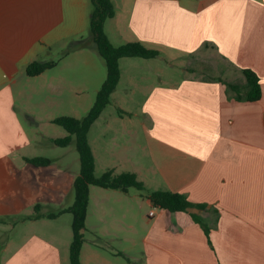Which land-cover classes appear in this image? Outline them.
<instances>
[{
    "label": "crops",
    "instance_id": "obj_1",
    "mask_svg": "<svg viewBox=\"0 0 264 264\" xmlns=\"http://www.w3.org/2000/svg\"><path fill=\"white\" fill-rule=\"evenodd\" d=\"M111 2L110 43H141L160 57L120 59L119 84L88 134L95 174L101 162L115 175L136 174L149 192L205 204L192 212L210 231L131 188L98 187L82 264H132L121 253L135 264H264V0ZM92 6L0 0V264H66L67 232L60 216L48 218L52 201L67 191L63 177L41 176L50 159L46 167L28 159L45 158L42 143L55 138L43 128L51 107L81 119L75 103L91 101L106 80L93 48ZM77 42L84 47L63 56ZM211 48L240 82L242 70L258 76L260 100L239 102L223 83L186 76L184 59ZM51 60L54 68L28 76L31 63ZM20 168L29 176L20 177ZM37 205L45 217L25 220Z\"/></svg>",
    "mask_w": 264,
    "mask_h": 264
},
{
    "label": "trees",
    "instance_id": "obj_2",
    "mask_svg": "<svg viewBox=\"0 0 264 264\" xmlns=\"http://www.w3.org/2000/svg\"><path fill=\"white\" fill-rule=\"evenodd\" d=\"M93 5L90 31L94 37L93 48L103 60L107 76L104 84L100 88L93 107L81 119L73 117H59L53 123L64 128L68 136L63 139H54L52 143L56 146L65 148L75 144L80 156L81 170L74 184L75 202L67 212L73 215L72 230L73 242L70 246V264H82L81 249L84 244V231L86 230V219L90 203V186H97L105 189L127 191L129 188H136L145 191V184L138 180L134 173H123L115 175L112 170L105 172L101 177L95 175V157L89 143L88 134L92 125L98 120L102 112L111 102V95L116 90L120 81L119 61L122 58H143L156 59L160 57V52L150 50L141 43H128L119 47L113 46L105 31L104 23L107 19L115 16V8L111 0H91ZM84 47L83 43L77 42L74 46L67 49L63 56ZM207 47V46H206ZM56 61H35L27 67V74L35 77L46 70L56 66ZM245 78V85L231 84L221 78H216L217 82L223 83L228 91L234 94V98L239 102H255L262 97L260 79L251 70H242ZM121 113V111H120ZM34 166L46 167L50 165V160L46 158L28 159ZM155 207L167 210L171 213L187 212L190 213L195 222L200 224L205 233L209 234L210 228L204 223L201 214L193 213V210L202 212L207 209L205 204H194L180 193L171 191H152L148 196ZM40 205L35 207L36 215L25 220L41 219L45 215L41 214ZM58 214L48 215V218H57ZM130 263L135 264L133 259L121 253Z\"/></svg>",
    "mask_w": 264,
    "mask_h": 264
},
{
    "label": "rangeland",
    "instance_id": "obj_3",
    "mask_svg": "<svg viewBox=\"0 0 264 264\" xmlns=\"http://www.w3.org/2000/svg\"><path fill=\"white\" fill-rule=\"evenodd\" d=\"M93 10V6H92ZM178 62V61H177ZM184 62L186 63V76H193L198 77L202 79L207 80H214L216 78H221L223 80H235V82H239L237 84L243 83L245 85V80L241 79V82L238 79V74H232L228 69V64L224 62L220 58V56L217 54L215 50L207 49L205 51H199L194 53L193 55L187 56L184 59ZM164 65L167 64V62H163ZM177 68V66H174L172 69ZM227 69L228 71L226 72ZM178 71H180V68H178ZM224 71L226 72L224 74ZM96 97H93L91 101H77L75 104L81 108V112L83 116L93 107ZM138 104V103H136ZM69 105V103H67ZM112 111V108H109ZM119 111V110H118ZM70 110L67 107L64 111L57 110L53 107H51V110L48 115L45 116V122L43 123V128L46 131H49L50 135L55 138L50 139H63L65 137H62L65 133V130L57 126L53 123V120L59 117H72L65 114H70ZM43 119V120H44ZM67 136V134H66ZM95 137V134L91 138L93 139ZM42 157L48 158L51 160V165L47 168H43L44 171L42 172L41 176L44 177H63L61 179V183L65 184L66 186V192L64 194H60L56 197L55 201H52V204H55L56 207L49 208L50 214H58L60 216V224L61 229L66 230L67 232V249H66V264H70L69 262V252H70V246L73 242V231H72V214L67 212L69 208H71L75 202V196H71V191L73 189V185L75 184V180L77 175L79 174L81 170L80 165V156L77 150L70 148H62L59 146H56L55 144L48 143L47 141H44L42 143ZM108 167H105V165L101 162L98 163L97 171H96V177H101L103 173H105L108 169ZM20 177H27L29 176L25 170L20 168L19 171ZM100 190V188L96 186L90 187V203L93 200V206L95 205V201L98 200L97 197H95V191ZM132 191H137L140 193L141 198L147 199L149 196V191H140L136 188H131ZM46 210V208H45ZM90 210V207L88 208V211ZM87 233V237H91L92 234Z\"/></svg>",
    "mask_w": 264,
    "mask_h": 264
},
{
    "label": "built area",
    "instance_id": "obj_4",
    "mask_svg": "<svg viewBox=\"0 0 264 264\" xmlns=\"http://www.w3.org/2000/svg\"><path fill=\"white\" fill-rule=\"evenodd\" d=\"M151 216H153V212H151V214H150Z\"/></svg>",
    "mask_w": 264,
    "mask_h": 264
}]
</instances>
